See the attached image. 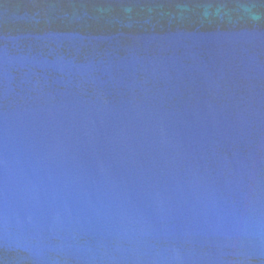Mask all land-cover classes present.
Instances as JSON below:
<instances>
[{
    "label": "water",
    "instance_id": "95a60500",
    "mask_svg": "<svg viewBox=\"0 0 264 264\" xmlns=\"http://www.w3.org/2000/svg\"><path fill=\"white\" fill-rule=\"evenodd\" d=\"M0 264H264V0H0Z\"/></svg>",
    "mask_w": 264,
    "mask_h": 264
}]
</instances>
